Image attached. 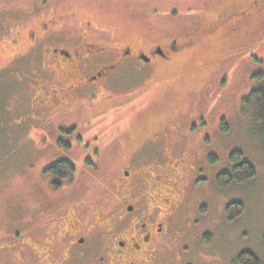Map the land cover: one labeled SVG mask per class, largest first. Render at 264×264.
<instances>
[{
  "label": "rangeland",
  "instance_id": "obj_1",
  "mask_svg": "<svg viewBox=\"0 0 264 264\" xmlns=\"http://www.w3.org/2000/svg\"><path fill=\"white\" fill-rule=\"evenodd\" d=\"M227 1L0 0V27L16 17L61 12L77 16L69 21L72 24L91 23V36L100 42H166L200 29ZM112 29L117 34L108 33ZM11 58L0 45V61L4 64ZM188 64L183 59L172 67H151L157 75L145 90H131L130 70L129 83L111 87L100 97L102 104L96 105L99 98L89 99L93 106L76 120L85 124L84 140L90 144L83 151H58L50 144V139L59 136L55 128L69 127L75 116L63 110L49 134L38 132L36 121L30 125L19 121L23 92L10 89V93H0V264H29L34 260L31 249L17 242L40 238L55 200L40 177L44 164L61 159L80 170L96 158L99 171L91 177L82 173L78 189L90 180L83 195L105 203L118 167L131 157L134 164L140 161L141 145L158 125L154 122H172L174 127L180 113L191 124L189 142L194 145L207 184L192 189L185 204L164 225L157 256L148 264H239L242 251L254 253L264 264V140L253 105L244 100L253 89L264 88V20L243 33L239 46L224 45L218 63L199 69ZM145 71L133 77L134 82L143 80ZM10 81L3 80L5 90L12 86ZM83 103L88 101L83 99ZM137 115H146L154 124H148L147 118L137 121ZM167 132L176 133L172 129ZM45 138L48 145L42 143ZM237 151L256 166L257 174L221 193L218 175L233 170L231 155ZM231 203L245 207L234 220L226 217V207Z\"/></svg>",
  "mask_w": 264,
  "mask_h": 264
},
{
  "label": "flooded vegetation",
  "instance_id": "obj_2",
  "mask_svg": "<svg viewBox=\"0 0 264 264\" xmlns=\"http://www.w3.org/2000/svg\"><path fill=\"white\" fill-rule=\"evenodd\" d=\"M32 15L1 23L0 45L12 58L4 64L0 61V93H10V89L23 92L19 121L28 125L36 121L38 132L49 134L57 125L55 119L63 116V110L75 116L69 127L55 128L59 136L50 139V144L58 151L74 148L83 151L90 144L84 140L85 124L76 120L91 105L89 99L99 98L96 105L102 104L100 97L108 94L111 87L129 83L130 70L131 90L135 87L145 90L157 75L151 67H172L183 59L194 69L218 63L224 45L239 46L243 33L264 20V0H228L200 29L170 37L166 42H100L91 36V23L69 22L76 15L61 12ZM109 32L117 34L113 29ZM145 69L143 80L134 82L133 77ZM5 78L11 79L12 86L7 90L2 86ZM83 99L88 103H83ZM142 118L147 117L136 116L137 121ZM148 120V124L158 125L141 145L140 161L134 164L131 157L127 164L118 167L105 203L84 196L90 180L78 189L82 173L91 177L99 171L96 158L87 161L80 170L73 164L76 169L73 179L67 172L52 171L60 162L72 164L67 160L47 162L40 168V177L55 200L41 227L40 238L33 241L28 237L17 242L18 246L31 249L34 260L29 264H69L71 259L74 264L153 262L164 236V225L185 204L192 189L207 184V177L194 145L189 142L187 133L191 124L182 113L174 127L170 125L172 122ZM169 129L176 133H168ZM47 139H43L44 145L49 144ZM184 152H189V158ZM218 186L221 193L229 188L219 181Z\"/></svg>",
  "mask_w": 264,
  "mask_h": 264
},
{
  "label": "trees",
  "instance_id": "obj_3",
  "mask_svg": "<svg viewBox=\"0 0 264 264\" xmlns=\"http://www.w3.org/2000/svg\"><path fill=\"white\" fill-rule=\"evenodd\" d=\"M246 103L252 104L254 108V117L258 123L260 135L264 140V88L253 89L244 99ZM235 165L229 173H221L218 176V181L223 187H230L234 183H244L251 180L257 174L256 166L249 160L243 157L240 151L234 152L231 155ZM52 171H64L70 174V178H74L75 167L73 164L60 162L52 168ZM245 211L242 203H231L226 207V217L228 220H234L241 216ZM239 264H263L262 260L257 255L250 251H242L238 255Z\"/></svg>",
  "mask_w": 264,
  "mask_h": 264
}]
</instances>
